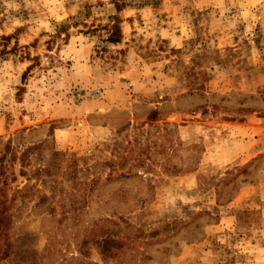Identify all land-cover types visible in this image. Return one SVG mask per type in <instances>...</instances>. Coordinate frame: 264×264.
Masks as SVG:
<instances>
[{"label": "rangeland", "instance_id": "obj_1", "mask_svg": "<svg viewBox=\"0 0 264 264\" xmlns=\"http://www.w3.org/2000/svg\"><path fill=\"white\" fill-rule=\"evenodd\" d=\"M120 1L0 0V264H264V0Z\"/></svg>", "mask_w": 264, "mask_h": 264}, {"label": "trees", "instance_id": "obj_2", "mask_svg": "<svg viewBox=\"0 0 264 264\" xmlns=\"http://www.w3.org/2000/svg\"><path fill=\"white\" fill-rule=\"evenodd\" d=\"M112 5L115 9L116 13H120L125 7L128 5L125 4L123 1L120 0H112ZM113 25L111 27V32L109 33L106 42L110 44H118L121 39V30L119 27V17L112 16L109 18ZM29 68L23 73L22 79H24L26 73L28 72ZM2 203L0 201V225L6 224L5 221H9V216L1 210ZM128 239V238H127ZM124 239V240H127ZM119 239H114L113 237H103L101 239H94L93 245L98 250V253L105 264H108L109 260H113L117 258L116 256H121L123 252L121 251V246L123 245V241L120 242ZM13 246L10 243V240L7 239L6 243L4 244V248L1 250V258L0 259H8L13 252ZM29 250V251H28ZM31 255V258H30ZM15 261V257H14ZM15 264H37L36 263V254L31 249H27L22 253L21 257L15 261Z\"/></svg>", "mask_w": 264, "mask_h": 264}]
</instances>
